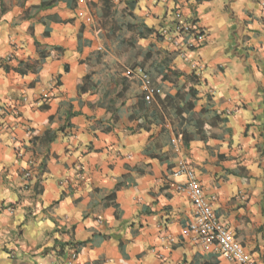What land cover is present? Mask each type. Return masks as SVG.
<instances>
[{
  "label": "clouds",
  "instance_id": "obj_1",
  "mask_svg": "<svg viewBox=\"0 0 264 264\" xmlns=\"http://www.w3.org/2000/svg\"><path fill=\"white\" fill-rule=\"evenodd\" d=\"M34 2L35 0H27V3H24V0H4L12 11L7 12L0 19V57L8 60L13 67L17 66L18 61L10 59L11 53L14 52L17 57L31 54V39L24 29L29 24L36 23L35 38H40L42 28L49 26L51 22L41 25L37 23L39 19L47 16L49 12L60 13L61 10L67 12L66 0H56L53 9L40 11L38 15L37 11L32 9V19L16 16L13 20L17 10L21 12L24 10L20 8L21 3H24V8H28ZM113 2L116 13L114 18L121 24L131 22L132 17L126 14V0H113ZM165 11L168 12V21L163 20ZM135 14L157 31L145 37L136 34L134 46L124 51L121 50L120 40L117 39L109 49H105V58L101 65L86 64L72 85L66 83L63 90L53 88L57 80L55 75L47 84L41 81L36 85L32 95L44 104L51 102L55 95L60 96L61 104L58 110L55 105L52 109L58 124L64 123L63 118L68 112L92 117V120L86 122V127L78 124L77 128L72 130L75 133L71 141L73 151L68 155L61 153L57 171L47 173L43 177L34 172V166H38L44 150L40 149L34 156L33 150H29L31 146L27 144V140L33 135L29 120L38 124V133H43V129L39 126L43 117L37 119L35 115V109L40 105L33 106L31 101H28L29 108L33 109L29 112L19 101L12 103L11 98L6 100L0 97V140L3 141L0 143V216L3 217V223H0V264H45L44 257L58 255L63 251L59 244L51 248L49 245L57 240L61 242L72 239L84 240L85 235L89 237V240L85 241L87 246L95 248L94 252L88 253L91 257L90 264L92 261H98V264H111L112 260L120 264L121 257L109 251L110 245L115 243V240L106 243L92 236V233L99 232L110 233L113 238H123L127 245L124 264H146L147 258L136 259L137 255L144 257L145 253H148V257L156 264H159L161 258L163 264H182L184 252L188 254V264H194L197 253L198 264H209L211 257H215L219 264H234L237 258L260 264L259 255L248 256L246 251L238 247L239 240L236 244L227 245L228 251L225 252L222 247L209 244L206 238L201 239L190 232L187 238L181 239L179 233L184 232L185 229L177 228L175 232L161 235L160 239L167 241L161 247L155 239V234L148 235L150 231L148 229L140 231L138 235H132L130 224L133 219L143 218L142 210L145 206H155L156 214L161 215L160 205L164 203H171L174 207L179 206L177 211L185 207L189 210L195 207L201 216L199 223L202 224L203 218L206 216L211 218L212 212L218 206H226L232 196L236 197L237 202L242 201L246 198L245 194L255 186L239 180L233 182L231 179L226 183L222 181L219 185L208 182L203 173L197 171L198 167L203 169L207 164H202L196 154H193L189 148L183 147L175 135V132L183 131L185 128L189 131L195 130L188 124L181 125L177 117L164 111L160 101L155 97L157 93L161 96L174 97L178 87L185 84L187 74L191 69H195L200 81L196 85L200 100L193 113L199 115L200 107L206 103L205 93H211L214 102H218L220 93L223 92L230 112H238L241 105L247 104L248 112L239 113L240 118L251 121L253 116L261 115L262 119L257 121L256 125L264 123V112H262L264 91H261L264 89V0H138ZM153 14L156 19H153ZM174 20L181 22L180 27L185 32L184 43L179 42L180 38L177 36L179 28H173L171 33L167 27L159 28L161 23L171 24ZM17 24L20 25L19 31L15 27ZM208 26L213 29L211 36L205 35L200 39H193L187 35L193 28L197 29L193 35H198L199 31ZM233 28L241 38L245 35L250 37L240 46L254 48V51H249L245 56L227 51L231 46ZM159 31H162L166 37L163 42L157 34ZM120 35L121 38H127L128 34L125 30ZM205 41L211 42L206 44ZM9 43L15 44L16 48H10ZM151 44H154L155 49L163 56H175L173 49H179L180 55L175 56L167 67L161 68L157 57L144 71L138 68L129 77L133 82V88L128 97L121 98L112 94L117 89V83L131 72L132 62L136 60H140L141 64L145 62ZM191 45L196 46L197 52L190 58L186 48ZM234 54L237 57L235 60ZM174 65H178L186 74L181 77L176 87L163 81L164 75L171 76ZM220 67H225L228 71L218 76ZM86 73H95V75L81 85L79 77ZM205 76L211 78V83L204 84ZM33 79L37 78L29 75L22 83L26 86L27 81ZM13 83L18 82L14 80ZM82 89L87 90L82 91ZM120 91L123 92V88ZM136 92H146L150 110L153 112L159 110L162 113L160 119L152 120L151 123L153 131L157 134L152 140H147L144 130L138 128L136 139L139 143L132 142L127 148L120 149L119 153L111 144L107 145L104 162L101 163L97 157L88 154L89 142L97 135L94 132L96 118L102 117L107 125L112 122L113 116L119 115L121 121L127 123L129 106L137 99ZM124 99L128 100L127 104L124 103ZM18 112H24L28 119H14ZM141 116L150 119L147 114L142 113ZM73 118L82 121L83 115ZM189 118H192L191 113ZM236 118L233 116V121ZM140 119L141 117L137 116L132 123L134 128L140 123ZM256 125L253 127V133L257 132ZM161 128L168 129L163 138L159 135ZM205 131L210 133L213 129L205 127ZM236 134L240 135L239 130ZM109 139L114 141L117 147L119 146L116 132H113L110 137L101 136L95 141V147L104 146L105 141ZM196 139L199 140L200 137L197 136ZM225 139L230 140L229 137ZM260 139L257 134L255 140L250 137L243 141V147L232 144L228 151L230 157L234 155L237 159L230 167L244 163L250 156L255 155V149L251 145L258 143ZM16 141L21 142L19 146ZM81 141L83 144L80 143ZM158 142L161 147L157 153L154 146ZM208 145L212 146L211 152L216 153L221 150L220 144L209 138L204 145L206 158L209 161L215 160V155L207 156ZM14 148H17L16 152H13ZM77 148L80 151H76ZM132 152L139 154L135 163L131 159ZM149 153L161 156L166 162L160 164L155 160L150 161ZM188 157L192 159V163L187 162ZM20 160L27 161L29 168L23 176L16 174L17 170L21 169ZM73 161L78 165L75 169H73ZM168 162L175 163L174 170L167 171ZM108 163L114 165V170L107 169ZM64 164H67V167H64ZM125 164L128 165L127 168L124 167ZM140 168L145 169L149 175L137 184L133 182L139 178L134 170ZM80 169H83V173ZM33 174L37 175L40 186L48 189L43 196L38 195L37 185L24 178ZM125 177L131 178L125 179ZM177 178L182 183H173ZM260 178L264 181V174ZM183 182H186V186ZM165 184H172L175 198L171 201L163 200V196L167 193H162L160 189ZM198 184L201 185L199 189L196 187ZM124 193H127L126 199L123 198ZM189 195L195 196L197 201L195 206L185 200ZM77 197H81V200L79 203H74ZM259 198V195L253 197V199ZM157 200L160 201L159 204ZM107 202H110L111 206L106 207ZM137 214L141 215L138 217ZM188 214L191 215V211ZM114 216L119 219L112 218ZM173 217L175 219V214ZM212 223L215 224V221ZM85 224L90 226L87 234L82 232ZM73 225L77 226L75 235H73ZM223 225L231 230L232 218L226 216ZM173 244L181 247V251L169 254ZM67 247L69 259L61 260L60 264H77L73 258L75 255L73 245L68 244ZM153 247L154 250L148 252L149 248ZM157 251L161 252L160 256L157 255ZM261 254H264V244L261 245Z\"/></svg>",
  "mask_w": 264,
  "mask_h": 264
},
{
  "label": "crops",
  "instance_id": "obj_2",
  "mask_svg": "<svg viewBox=\"0 0 264 264\" xmlns=\"http://www.w3.org/2000/svg\"><path fill=\"white\" fill-rule=\"evenodd\" d=\"M45 0H35L34 3L30 4L28 8H24V3H27V0H24V3L20 4V8L24 9L22 12L17 10L13 15V20H15L16 16H20L23 19H32V11L30 9L33 6H39ZM100 0H66L67 12L61 10L60 13L49 12V14L37 21V23L41 25L49 24L47 27H43L40 31V38L36 37V23L29 24L24 31L28 34L31 39V54L28 56H15V53L10 54V59H16L18 64L16 67H13L8 60L0 57V97L4 99L11 98V102L15 103L17 101L20 102L21 106L26 108L29 112H32L33 109L29 108L28 101H31L33 106L39 104V108L35 109V115L37 119L43 117L42 123L39 125L43 129V133L40 134L37 132L38 124L29 120L30 130L33 133L32 137L27 140V144L31 146L33 150V155H37V152L40 149L44 150V154L39 159L38 166H34V172L38 173L41 177L45 174L50 173L52 171L58 170V162L60 161L61 153L64 155H68L73 151V147L71 144L72 137L75 135L73 133V129L77 128L78 124L86 127L87 121L92 120V117L86 114L81 113H73L68 112L65 114L64 123L58 124L56 122L55 115L52 114L53 106L58 107L61 104L60 96L57 94L54 96V99L44 104L40 100H37L32 94L36 89L37 83L43 81L45 84L51 81L52 77L57 76L56 84L53 85V88H59L61 90L64 89L65 84L67 83L69 86L72 85L73 81L77 78L82 67L85 66L84 61L89 58H94L98 54H103L102 63L105 58V49H109L113 43L106 37L108 31L111 26L102 27V25L97 26L96 21L98 20L97 16H93L94 10H91L89 4L98 3ZM138 3V0H137ZM137 6V4H136ZM135 6V9H136ZM52 8L44 9L50 10ZM135 9L133 11L135 20H132V23H142L149 29L154 30L157 29L150 28L148 23L141 18H138L135 14ZM40 10V11H44ZM12 11V8L4 3V0H0V19L9 12ZM40 11H37V15ZM157 17L153 14V19ZM163 20L168 21V12L165 11L163 15ZM4 23H8V21H4ZM172 23V22H171ZM17 30L19 31L20 25H15ZM167 27L168 29L172 27V24L161 23L159 25L160 29ZM126 28H123L124 32ZM205 35L211 36V32L213 29L211 26L202 30ZM233 35L231 37V46L227 51H232L234 53H239L240 56H245L249 51H254V48H244L240 45L245 41L250 39L248 36L240 37V34L237 32L235 28H233ZM162 32V31H159ZM158 32V33H159ZM48 33V34H47ZM120 45L122 47V38H119ZM239 40V43H238ZM116 40H114L115 43ZM164 41V40H163ZM161 41V42H163ZM211 41H205V43H210ZM154 45V44H153ZM155 46V45H154ZM10 48H16L15 44L9 43ZM176 55L179 56L180 53L176 52L175 49L172 50ZM190 54V58L194 57L197 48L187 51ZM43 54V57H42ZM237 57L234 54L233 59L235 60ZM207 67V65H205ZM173 70L177 71L181 77H184L186 74L183 69H181L178 65L173 66ZM228 71L225 67H220L217 75L226 73ZM196 73L195 69H191L187 74V78ZM29 75L36 77L37 79L28 80L26 86L22 83ZM88 74L86 73L84 76L79 77V79H83ZM95 73H93V76ZM180 77V79H181ZM67 78V79H65ZM17 81L18 83H13V81ZM203 82L205 85L211 83V78L205 76L203 78ZM200 83V81H199ZM197 83V84H199ZM168 84H171L168 82ZM174 86L173 84H171ZM195 88L199 91V89L195 86ZM261 91H264L262 89ZM131 93V92H130ZM129 93V94H130ZM138 93V94H136ZM135 96L137 99L133 101V103L129 106L130 113L127 117V123L121 121L119 115L112 119V122L105 125L102 117L97 116L94 126V132L97 135L94 136L93 141L89 142L90 146L88 148V154L97 157L101 163L104 162L105 157V147L111 144L112 148H116L117 153L120 152V149L127 148L130 143L135 142L139 143L137 137V129L138 125L134 128L132 123L135 121L130 118L131 114L138 113V102L142 95V92H136ZM129 96V95H128ZM206 103L200 107V111L207 107L208 105L212 106V111L218 112L222 114L223 119L227 120L226 127L228 128V132L220 134L216 138H210L212 141H215L220 144V151L216 153L211 152V145H208L207 156L210 157L215 155V160L209 161L208 158L204 155L205 149L204 145L208 140H197L196 138L189 143L188 146H185L182 140V135L180 132H175L177 139L180 141L183 147L189 148L193 154L197 155V159L200 160L202 164H207L206 168H197V171L203 173L204 177L208 182L215 183L217 185L221 184L222 181L225 183L228 179H231L233 182L237 180L241 182L252 183L255 186L252 190L245 194L246 198L240 202L236 201V197L232 196L226 206H218L214 212L216 215L223 221L224 218L231 217L232 225L231 229L235 234V237L239 242L245 247L247 252H249L252 256L259 255L260 264H264V254H261V245L264 244V181H261V175L264 174V123L256 125V122L262 119L261 115H256L252 117L251 121L243 120L240 118L239 113H247L248 105L244 104L239 107L237 111H229V104L226 102L224 93H220V99L218 102H214V98L211 93H205ZM200 100V93L198 95V102ZM128 103V100H125V104ZM264 103V102H262ZM11 107V104L9 105ZM197 107V106H196ZM259 107V106H258ZM264 112V109H262ZM83 115V120H77L73 117ZM139 116V115H138ZM233 116H236V120L233 121ZM15 118H24V112H18L17 117ZM256 125L257 132L253 133V127ZM50 126V127H49ZM118 126V128H117ZM146 134L147 140H152L153 136L157 133L153 131L150 126L149 129L142 128ZM28 129H26L27 131ZM164 130V131H163ZM237 130H239L240 135L237 136ZM168 131L167 128L159 129V135L161 138L164 137L165 133ZM113 132H116V140L119 141V146L112 140L105 141V145L99 148L95 147V141L99 140L101 136L110 137ZM259 135L261 138L258 143H254L251 145L255 149V155L250 156L248 160L244 163L235 165L234 167H230L232 163L237 159L236 156L230 157V152L232 144H237L238 147H243V141L248 140L250 137L255 140L256 135ZM53 136H56L53 139ZM225 137H229V139H225ZM3 141L0 140V143ZM20 141H16L17 146L20 145ZM83 144V141L80 142ZM161 145L159 142L154 146L155 151L158 153L160 151ZM17 148L13 149V152H16ZM76 151H80L79 148ZM84 153H81L83 155ZM138 155L135 152L131 153V159L135 163L138 159ZM149 160H155L160 164H164L166 161L159 155H154L149 153ZM187 157V154H185ZM19 159V158H18ZM190 163H192V159L188 157L187 159ZM21 169H18L16 174L17 176H23L24 173L29 171L27 161L20 160ZM67 167V164L63 165ZM151 167V165H149ZM77 162L73 161V169L77 168ZM108 170H114V165L108 163L106 165ZM124 167H128L127 164ZM176 167L174 162H168L167 171H172ZM138 179H135L133 182L139 184L141 180L149 175V173L143 169H135ZM80 172L83 173V169H80ZM123 175V174H122ZM25 178V177H24ZM131 177H125V179H130ZM167 178V177H165ZM26 179V178H25ZM30 183L37 184L40 181L37 179V175H31ZM106 182V181H105ZM175 184H180L178 178L173 181ZM186 183V182H183ZM39 190H41L38 195L43 196L48 192L47 188H43L39 185ZM98 191V189H96ZM160 191L162 193H167L163 196V200L171 201L175 198L174 193L172 192V184H165ZM238 191V189H237ZM259 195V199H253ZM124 199L127 198V193H124ZM70 199V197H69ZM81 197H77V200L74 203H79ZM185 200L188 204H191V200L188 196L185 197ZM159 204L160 201L157 200ZM106 207L111 206L110 202H107ZM179 207V206H177ZM177 207H174L171 203H164L160 205L161 215L156 214V208L145 206L142 210L143 218L133 219L131 221L130 227L132 228V235H138L140 231L148 229L149 236H153L155 234V239L157 243L163 247V245L167 242L166 240L162 241L160 239L163 233L175 232L177 228L185 229L184 232H180V238H187V234L189 233V225L193 219V208L191 210L185 209L181 211H177ZM191 211V215L188 212ZM175 214V219L173 217ZM138 217L141 214H137ZM115 219H119V217H112ZM87 219V217H84ZM95 223V221H93ZM0 223H3V217L0 216ZM90 226L85 224L83 226L82 232L87 234ZM77 226L73 225V235L76 233ZM162 229V231H161ZM92 236L98 240L109 242L115 240V243H112L109 247V251L111 254L120 256V264H124V258L126 256L125 249L127 245L124 243L123 238L115 237L113 238L110 233L99 232L92 233ZM244 237L240 239V237ZM89 240V237L85 235L84 240H76L72 239L67 242H61L57 240L54 244L49 245V247H55L57 244H73L77 242H85ZM68 251V247L65 249ZM154 250L153 248H149L148 252ZM47 251V250H45ZM94 252L95 248H89L87 245L82 249L79 253L78 258L75 260L77 264H90L91 257L88 256L89 252ZM181 251V247L173 244L169 249V254L172 252ZM69 253V251H68ZM157 255L160 256L161 252L157 251ZM183 259L182 264H188L186 252L182 253ZM130 258V257H129ZM142 258H147L146 264H156L154 260L148 257V253L144 254V257L137 255L136 259L140 260ZM45 264H60V261H67L66 258H60L59 255H51L49 257H44ZM199 254H196V258L194 259V264H198ZM98 261H92V264H97ZM111 264H116L115 260L111 261ZM159 264H163V259L159 261ZM209 264H219V261L215 257H211ZM235 264V263H234Z\"/></svg>",
  "mask_w": 264,
  "mask_h": 264
},
{
  "label": "trees",
  "instance_id": "obj_3",
  "mask_svg": "<svg viewBox=\"0 0 264 264\" xmlns=\"http://www.w3.org/2000/svg\"><path fill=\"white\" fill-rule=\"evenodd\" d=\"M56 0H45L42 2L39 6H33L32 9H35L36 11L44 10L52 8L55 5ZM71 3H73V0H71ZM137 4V0H126V14L128 16L132 17V20H135L133 11L135 9V6ZM89 7L91 10H94L93 16H97L98 20L96 21L97 26L102 25V27L111 26L110 30L108 31L106 37L114 44V40H117L120 38V34L123 31V28H126L127 32V38H122V47L121 50H127V48L134 46L135 44V37L136 34H139L141 37H145L146 35H151L153 32H155L152 29H149L142 23H132L129 22L127 24H121L119 23L114 17L116 13L114 12V2L113 0H100L98 3H91L89 4ZM130 10V11H127ZM48 34V33H47ZM159 36L160 41L165 40V36L162 35L161 32L157 33ZM120 54V53H118ZM103 54H98L96 57H92L84 61V64H96L101 65L102 64V56ZM176 55V54H175ZM43 57V54H42ZM159 58L161 63V68L167 67L168 64L171 63L172 59L175 58V56H163L160 54L159 50L155 49V46L153 44L149 45V51L145 56V62L141 64L140 60H136L130 64L131 72L128 76L123 77L118 83H117V89L114 93V95H119L121 98L128 97L129 93L132 90L133 82L129 79V77L134 73L138 68L141 71H144L149 67V64L153 61L154 58ZM145 74H147L145 72ZM93 76L92 74H88L86 77L81 79V85L86 80H91ZM180 74L172 69L171 76L164 75L163 81H166L167 83H171L176 87L179 85L180 81ZM199 83V79L197 77L196 73H193L190 75L185 84L183 86L178 87L176 95L173 96H161L159 93L156 94L155 99L160 101L164 111L170 112L174 117H177L179 119V122L181 125L188 124L190 128H193L195 131H189L187 128L183 129V131H180L182 135V140L185 146H188L191 141H193L197 136L200 137L201 140H208L209 138H216L222 132L226 133L228 132L227 120L223 119L222 114L218 112L212 111V106L208 105L207 107L203 108L199 115L197 116L195 113H193V109L196 108L197 102H198V95L199 91L195 88V86ZM191 85V87H189ZM123 88V92L120 91V89ZM87 89H82V91H86ZM189 97L191 99H189ZM124 99V103H125ZM138 113L131 114L130 118L135 120L137 116L139 115L141 117L140 123L138 125V128H144L149 129L152 123V120L160 119L162 113L157 111H151L149 102L145 100L144 95L142 94L140 97V100L138 102ZM147 114L150 119H145L144 116H141V114ZM192 114V118H189V114ZM117 115L113 116L115 118ZM163 122V121H161ZM205 127L209 129H213L210 133L205 131ZM164 131V130H163ZM56 136H53V139ZM37 185V193H40L41 190H39V182ZM68 244H62L60 243L61 248L63 251L59 253L58 255L60 258H66L68 260L69 254L68 251H66V247ZM76 250L77 255L82 251L84 247H86L85 242H77L71 244ZM77 245H79L77 247ZM98 264V263H97Z\"/></svg>",
  "mask_w": 264,
  "mask_h": 264
},
{
  "label": "built area",
  "instance_id": "obj_4",
  "mask_svg": "<svg viewBox=\"0 0 264 264\" xmlns=\"http://www.w3.org/2000/svg\"><path fill=\"white\" fill-rule=\"evenodd\" d=\"M180 21H172V27L169 28V33H171L173 28H179V31L177 32V36L180 38V43H184V29L182 27H180ZM195 23V22H193ZM197 31L196 28L191 29L187 35L193 39H200L201 37L205 36V33L201 30L199 31L198 35H193V33H195ZM162 35H164L163 32H161ZM165 36V35H164ZM166 39V37H165ZM192 49H196L195 45H191V46H187L186 51L192 50ZM176 52L180 53L179 49H175ZM142 94L145 97V100L147 102H149L148 100V95L146 92H142ZM188 163H190L187 160ZM26 179L30 180L31 176H27L25 177ZM186 186V183H185ZM198 189L201 187V185H197L196 186ZM191 200V203L193 206H195L196 204V198L194 195H189L188 196ZM201 220V216L200 213L195 209V207H193V219L190 222L189 225V232L193 235V236H199L201 239H207L209 244H213V245H217L219 247H222L223 250L225 252H227V245H232V244H236L237 243V238L235 237L234 232L231 230H229L228 228L224 227L223 225V221L216 215V213L213 211L211 218L209 217H205L203 218L202 224L199 223V221ZM212 221H215V224L212 223ZM203 225V226H202ZM207 226V227H204ZM238 247L241 250L246 251V254L248 256H252L249 252H247V250L245 249V247L239 242ZM75 249V248H74ZM69 251V250H68ZM69 254V253H68ZM228 255H230V253H228ZM75 260L78 258V255L76 253L75 250V255L73 257ZM227 258V256H226ZM69 259V258H68ZM235 264H255V262L253 261H249L247 259H239L237 258V260L234 262Z\"/></svg>",
  "mask_w": 264,
  "mask_h": 264
},
{
  "label": "rangeland",
  "instance_id": "obj_5",
  "mask_svg": "<svg viewBox=\"0 0 264 264\" xmlns=\"http://www.w3.org/2000/svg\"><path fill=\"white\" fill-rule=\"evenodd\" d=\"M120 38H121V35H120ZM102 56H104V55H102ZM132 88H133V86H132ZM136 94H138V93H136Z\"/></svg>",
  "mask_w": 264,
  "mask_h": 264
}]
</instances>
